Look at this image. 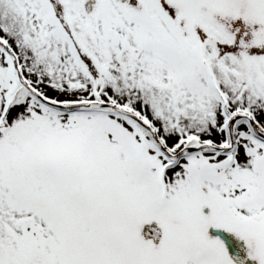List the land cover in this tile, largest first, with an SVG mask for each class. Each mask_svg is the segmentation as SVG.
<instances>
[{
    "label": "snow or ice",
    "instance_id": "1",
    "mask_svg": "<svg viewBox=\"0 0 264 264\" xmlns=\"http://www.w3.org/2000/svg\"><path fill=\"white\" fill-rule=\"evenodd\" d=\"M0 264H264V0H0Z\"/></svg>",
    "mask_w": 264,
    "mask_h": 264
}]
</instances>
